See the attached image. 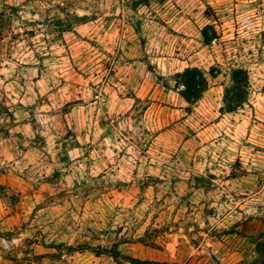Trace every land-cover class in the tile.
<instances>
[{
  "label": "rangeland",
  "instance_id": "rangeland-1",
  "mask_svg": "<svg viewBox=\"0 0 264 264\" xmlns=\"http://www.w3.org/2000/svg\"><path fill=\"white\" fill-rule=\"evenodd\" d=\"M187 67L219 71L194 104ZM258 243L264 0H0V264H243Z\"/></svg>",
  "mask_w": 264,
  "mask_h": 264
},
{
  "label": "trees",
  "instance_id": "trees-1",
  "mask_svg": "<svg viewBox=\"0 0 264 264\" xmlns=\"http://www.w3.org/2000/svg\"><path fill=\"white\" fill-rule=\"evenodd\" d=\"M212 27L207 26L202 30L204 42L209 44L212 42L214 36L208 34V29ZM219 71L211 69L209 73L203 71L198 67H187L184 71L176 73L175 75V86L180 89L179 93L183 99L189 103L194 104L199 101L203 93L209 87V76L217 77ZM250 83H249V72L244 68L232 69V84L226 88L224 95V110L227 112H234L239 108H242L249 99ZM108 253L117 259L120 256L118 250L109 251ZM258 256L251 262L243 264H264V243L257 244ZM130 264H150L147 260H141L135 257H125Z\"/></svg>",
  "mask_w": 264,
  "mask_h": 264
}]
</instances>
